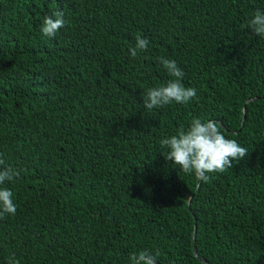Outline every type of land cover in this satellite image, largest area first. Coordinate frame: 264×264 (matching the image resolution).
<instances>
[{
  "label": "trees",
  "instance_id": "1",
  "mask_svg": "<svg viewBox=\"0 0 264 264\" xmlns=\"http://www.w3.org/2000/svg\"><path fill=\"white\" fill-rule=\"evenodd\" d=\"M264 0H0V169L17 205L0 219V264H264ZM64 28L44 36L43 18ZM148 49L130 57L136 36ZM197 90L151 110L171 77ZM248 155L207 183L162 155L193 118ZM191 196L190 199H186ZM197 249V253H195Z\"/></svg>",
  "mask_w": 264,
  "mask_h": 264
},
{
  "label": "clouds",
  "instance_id": "2",
  "mask_svg": "<svg viewBox=\"0 0 264 264\" xmlns=\"http://www.w3.org/2000/svg\"><path fill=\"white\" fill-rule=\"evenodd\" d=\"M66 20L62 11H55L43 18L41 33L46 37H54L64 28ZM253 34L264 37V11L257 10L246 25ZM149 40L140 35L136 36L135 46L129 47L130 57L135 59L138 53L148 49ZM159 63L168 73L169 79L165 84L147 90L143 98L145 109L160 108L176 103L186 104L192 101L197 90L185 87L182 83L184 72L175 60L160 57ZM223 125L216 120L193 118L187 128L181 127L175 135L160 141L164 159L171 162L186 175H192L200 182L207 183L212 174L223 173L233 167V162H239L248 155V149L237 141L227 139L222 131ZM4 160L0 159V165ZM20 176V170L11 166L0 169V219L14 216L17 205L13 199V192L6 184L13 182ZM191 196L186 199H190ZM159 252L152 253L141 250L129 254V264H157ZM7 264H20L15 254L7 258Z\"/></svg>",
  "mask_w": 264,
  "mask_h": 264
},
{
  "label": "water",
  "instance_id": "3",
  "mask_svg": "<svg viewBox=\"0 0 264 264\" xmlns=\"http://www.w3.org/2000/svg\"><path fill=\"white\" fill-rule=\"evenodd\" d=\"M195 253H197V249H195Z\"/></svg>",
  "mask_w": 264,
  "mask_h": 264
}]
</instances>
